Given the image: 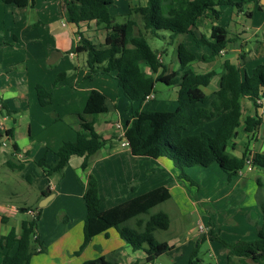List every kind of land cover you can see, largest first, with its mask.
Segmentation results:
<instances>
[{
    "label": "crops",
    "instance_id": "1",
    "mask_svg": "<svg viewBox=\"0 0 264 264\" xmlns=\"http://www.w3.org/2000/svg\"><path fill=\"white\" fill-rule=\"evenodd\" d=\"M180 1L182 0H173L174 4ZM34 2L36 6L37 1L34 0ZM249 2L254 4V8L258 12L264 10V0H245V3H248V5ZM143 4L144 0H125L124 12H129L131 8ZM113 5L112 2V5L109 6L110 14ZM27 7L5 4L0 0V40L4 36H8L10 37L8 42H12L10 45L0 44V164L20 177L18 180L19 186L24 181L28 187L35 185V177L27 173L29 165L31 162H36L44 156H46L48 163L50 155L55 157L56 160L53 152L57 151L64 142L76 139L79 130L78 115L82 114L88 95L92 90L99 91L106 97V102L108 101V104L110 103L116 110L118 120L99 119L100 116L108 115L110 111L98 115H83L87 122L92 123L94 131L106 141L99 151L88 158L87 167H82L84 158L78 156L71 157L60 172L50 177H45L41 170L35 166L37 169L35 176L45 178L46 182L40 183L37 186V196L32 201H30V198H24V196L20 195L19 200H21V203L19 205L13 203L14 199L10 191H5V195L0 200V237L7 235L11 230L19 231L21 223L31 219L32 215L29 212L36 215V209H41L37 236L38 241L46 248V251L33 256L30 264H80V259L87 257L83 259L84 262L85 260L92 261L100 256H104L113 264H161L160 261L163 258L166 259V262L162 263L174 264L176 260L174 251L180 245V241L175 238L169 241L168 235L171 234L170 216L161 207L171 204L173 214H179V221L185 229L186 211H188L186 209H188V206L184 207V204L190 201L191 195L189 194V190L185 187V181L179 179L178 171L171 161L166 158L151 159L131 156L127 148L121 147L120 141H122L121 134L124 132L127 122L132 120L133 114L136 111L145 109L160 112L174 111L177 106L178 87H172V91L170 95H167L164 103H157V106L154 108H148V106L156 102L155 85L151 100H144L141 103H133L129 106L122 100V109L116 108V105L121 102L123 95L117 84H115L116 81L113 77L103 74L89 76L86 68V55L74 52L79 32L84 37L89 38L94 44L103 45L108 35L107 30L95 22L81 23L78 28L67 22H62L61 26H59L56 23V19L61 15L58 8H62V4L58 0H42L40 16L45 22L40 26L43 27V32L47 35V43L38 47V38H34L35 34L38 37V30L30 33L29 39L32 43H26V35L28 33L24 21V10ZM243 7H216L215 10L220 13L218 18L214 17L210 11H205L197 19L195 27L192 30L193 34L197 36L203 35L208 37L211 28L214 26L222 27L227 32L229 42L226 48L212 60H202V56L210 55V50L207 47H196L192 34L179 35L170 44L176 49L175 54L172 53L170 57L171 61L172 56H174V62L171 64V67L168 66L167 68L166 66L169 65L170 61L164 63L167 70L169 69L168 71H174L178 67L176 50L177 45L181 43L187 50L194 53L195 60L191 66L196 73H214V77L208 86L201 87V90L208 96L209 100L217 90L222 66L225 62L234 65L240 64L241 56L246 53V61L241 66L242 70L246 73L250 72L255 65L264 64V19H259L262 20L261 22L257 20L254 23L255 26L251 25V21H253L255 16L254 10H244ZM114 9L116 8L114 7ZM127 14L125 15V20ZM124 19L123 22L125 21ZM123 22L117 23L115 21L117 24ZM36 26L38 27V21ZM166 51L165 49L159 52L162 53V58ZM51 54H53L52 58H50ZM64 54H68L71 59L75 57L77 60V62L69 60L73 63L74 70L77 69L76 72L69 69L71 85L69 87L67 85L64 86V75L63 79L59 81L58 87L53 86L51 89H48L52 92L53 100L51 99L48 105L41 106L38 102L36 87L41 86L45 90V85H47L45 80L47 79L45 75L43 79L39 77L42 70L40 65L47 61L48 64L56 63L63 59ZM82 54L85 56L79 61L78 55ZM98 79H100L99 81L102 86L106 84L109 88L107 86L103 88L99 84H91V82L98 81ZM109 83L110 85H108ZM47 93L50 94L49 92ZM108 96L111 100H109ZM60 98L62 99V103L60 102ZM262 104L263 106L257 111L261 119V125L255 132L249 133L245 131V119L253 117L256 112L251 102L247 99H242L241 123L237 129L236 136L233 138V144L237 148L231 151L234 156L240 157L245 147H248L251 153L264 151V101ZM53 105H55V108H52ZM122 111H125L124 116H128L125 119H123ZM117 125H121L122 128L118 129ZM156 165H158L157 167H159L161 172L155 171ZM211 167H213L212 171L218 173V176H220V173L226 176L216 164H212L207 168L199 167L194 172L202 178L210 171ZM193 168L186 169L191 171L188 172L191 176L193 171L190 169ZM70 171H74L75 176H71L66 180L65 176ZM260 175H264V173L251 168L240 175L231 178L226 177L233 186L230 189L232 191V189L237 190L239 185L245 186L248 182L253 181V179L256 183L258 180L261 182ZM89 176H93L98 183L100 209L102 211L155 188L166 187L170 194L169 199L154 207L150 211V214L164 212L168 215L169 227L164 231L167 234L166 241H158L155 238L156 231L154 232V238L158 242H166L171 246L170 252L159 257L153 263H147L145 261L146 254L143 250L133 251L131 247L119 238L114 229H110L90 241L89 246L93 247L92 254L89 253V246H87V256H74L72 252L78 250L77 248H79L83 241L82 227L86 214L83 190ZM262 184L261 182L260 189H262ZM183 192L188 197H185ZM43 193L46 195H42ZM260 195L264 200V190L260 192ZM195 198L196 200L193 199L191 202L192 206L189 207L190 209L194 207V211L197 213L198 217L195 219L197 225H195V220L191 225L189 224L186 230L185 241L188 243L192 241L196 246L202 235L198 230V226L202 225L206 230L210 228V225H206L203 222L204 215L208 216L207 211H205V208L201 210L196 205H200L205 201L208 202L209 207V204L211 206L212 203L224 197H221L218 191L215 192V197L213 198L206 194L200 195L198 191ZM34 203L36 204L35 207H33ZM54 205H58L55 211L50 208ZM25 208L29 209V211H21V209ZM59 211L61 213H58ZM147 219L148 216L142 215L130 220L128 225L129 227L138 229V221L140 220L144 223ZM207 220V224L212 223L209 217ZM47 221H50L54 227H58L56 231H60L61 233V240L59 239V242H56L52 236L47 234V230L42 229ZM74 223L76 225V235L72 238V234L69 232H71ZM4 253L5 250L0 248V264L2 263ZM10 253L13 254L14 250L10 251ZM246 263H250V261L246 260ZM262 263L264 264V259Z\"/></svg>",
    "mask_w": 264,
    "mask_h": 264
},
{
    "label": "trees",
    "instance_id": "2",
    "mask_svg": "<svg viewBox=\"0 0 264 264\" xmlns=\"http://www.w3.org/2000/svg\"><path fill=\"white\" fill-rule=\"evenodd\" d=\"M2 2L27 7L32 0ZM244 4L245 0H182L175 4L173 0H144L143 5L129 10L123 23L117 24L109 12L112 0H62L63 17L67 23L78 28L81 23L95 22L107 30L108 35L103 45H96L81 32L78 33L74 52L86 55L89 76H112L130 104L143 102L146 96L154 92L156 83L178 87L174 111L139 110L127 122L123 136L131 156L166 158L177 169L179 179L186 181H190L185 174L188 168H207L216 164L231 178L243 171L248 160L253 169L264 173V151L251 153L245 149L240 157L231 153L234 149L233 138L241 123L242 99L251 102L256 112L253 117L245 119V131L255 132L261 125L257 111L264 101V64L255 65L246 73L241 67L246 61L244 52L240 64L225 62L217 90L209 100L201 87L208 86L214 73H196L191 66L195 60L194 53L183 44H178V67L174 71H168L158 58L162 53L151 50L146 40L147 36L164 40L165 36L161 33L166 32L167 43L171 44L179 35L192 34L196 47L209 48L210 55L202 56V60L210 61L226 48L229 42L227 32L222 27L214 26L208 37L197 36L192 31L197 19L205 11H210L218 18L220 13L215 10L216 7L241 8ZM63 77L61 74L56 81ZM36 94L41 106L50 103V94L41 86L36 87ZM106 100L99 91L92 90L89 93L83 112L78 115L79 130L76 139L64 142L53 152L56 156L54 163H47L46 156L35 163L45 177L60 172L73 156L83 157L82 167H87L88 158L105 145L106 141L94 131L92 123L87 122L83 115L106 113L109 110ZM218 116H222V122L215 131L192 136L184 134L188 127H197L202 121H210ZM17 168L21 170L19 166ZM257 185L259 189L255 197L260 220L257 240L227 245L213 233V224L210 223V228L200 236L187 264H203L198 256L199 246L207 240L223 244L227 250L226 264H234V260L240 264H263L264 200L259 193V180ZM169 197L168 189L161 186L102 211L98 183L93 176H89L83 190L86 208L82 227L83 241L74 255H79L94 237L114 229L126 245L133 251L143 250L146 254L145 261L153 263L172 249L166 242H158L154 238L155 231L168 229V215L164 212L150 214L154 207ZM21 211L27 212L29 209ZM36 211L37 214L32 215L30 220L21 223L19 231L11 230L0 237V248L5 250L1 264H30L33 256L46 251L37 236L41 209ZM142 215L148 216V219L144 223L139 220L138 229L129 227L130 220ZM12 250L13 254L10 253ZM246 260L250 263H246ZM83 264L113 263L101 256Z\"/></svg>",
    "mask_w": 264,
    "mask_h": 264
},
{
    "label": "rangeland",
    "instance_id": "3",
    "mask_svg": "<svg viewBox=\"0 0 264 264\" xmlns=\"http://www.w3.org/2000/svg\"><path fill=\"white\" fill-rule=\"evenodd\" d=\"M37 1V5L35 6V2L33 0V3H31L30 6H28L24 11V21L26 24V31H27V35H26V43H32L29 39L30 37V33L37 31L38 30V37H36V34L34 35V38H38V47L42 46L43 44L47 43V35L45 34V32H43V27H41L40 25H42V23H44L45 21L41 18L40 13H41V1L42 0H36ZM58 2L60 4H62V0H58ZM113 2V8L111 9V14L114 18V20L117 23L123 22V19L125 18V15L128 12H124V5H125V0H112ZM128 3L130 4V2L128 1ZM131 5V4H130ZM114 7L116 9H114ZM63 8V6H62ZM62 8L59 7L58 11L60 10L61 15L59 16L58 19H56V23L57 25L61 26V23L66 22L64 17H63V12H62ZM244 10L246 9H252L254 10V18L253 21H251V25H254V23H256L257 20L259 19H264V10L261 12H258L256 8H254V4L252 2L244 4ZM38 14V16H37ZM262 19V20H263ZM125 20V19H124ZM262 20H259L258 22H261ZM38 21V27L36 26V23ZM139 24H140V20H138ZM34 26V28H33ZM162 35L165 36V39H158V38H152L150 36L146 37V40L151 48V50L156 51V52H161V50H167L165 52V54L162 56H160L161 58V62L164 63H168L170 61V57L172 55V53L175 54V47H172L170 44L167 43L168 38H167V33L166 32H162ZM8 36H4V38H2V40H0V44H6V45H10L12 44V42H8L9 41ZM41 44V45H39ZM206 50H208L206 48ZM168 52V53H167ZM84 54L82 55H78V59L79 61L82 60V58H84ZM53 57V54L50 55V58ZM69 60H72L73 62H77V60L75 59H71L68 54H64L63 55V59L59 60L56 63L53 64H48V61L45 62L44 64H39L42 67L41 70V75H39V77L41 79H43L44 75L45 78L47 80H45V83L47 85H45V91L50 93V97L52 98V92L51 89L53 86L58 87V84L60 83L59 81H56V77L59 74H63L65 75L64 77V81L63 84L64 86L67 85L68 87L71 85L70 81H71V76H70V72L69 69L74 70L73 68V63ZM86 60V58H85ZM62 62V63H61ZM174 62V56H172V60L170 61V63H168L169 65H166L167 68L168 66L171 67V64H173ZM83 68V67H81ZM145 69V68H144ZM147 70V69H146ZM169 70V69H168ZM75 72L77 71V69L74 70ZM249 73V72H247ZM100 79H98V81H93L91 82V84H99L101 85ZM47 81V82H46ZM95 82V83H94ZM116 84V83H115ZM110 85V83L108 84ZM107 85L104 84V86L101 85V87H106ZM109 88V86H107ZM155 88H156V92H155V101L152 105H149L148 108H154L157 106V103L159 104L160 102L164 103L165 98H167V95H170V92L172 91V87H167L166 85H163L161 83H156L155 84ZM111 93V92H110ZM109 100H111V98L108 96ZM122 100L123 102H126V104L129 106L130 103L122 96L121 102H119L116 105V108H120L122 109L123 105H122ZM60 102L62 103V99L60 98ZM108 104V101H107ZM110 113L108 115H104V116H100V120L103 119H109L111 121H117V114H116V110L113 108V106L109 103L108 104ZM52 108H55V105H53ZM134 108V106H133ZM136 108V107H135ZM165 109H169V108H165ZM130 110V109H129ZM125 111H122V116L123 119H125V117H128L127 115L124 116ZM97 120V119H96ZM222 122V116H218L216 118H214L213 120L210 121H204L201 123V125L197 126V127H188L187 130L185 131V135L186 136H192V135H200L201 133H211V131H215L217 129V127L219 126V124ZM123 142L120 141V143ZM119 143V144H120ZM123 148V147H122ZM234 148H237L236 146H234ZM249 150L248 147L244 148V151ZM243 151V152H244ZM251 152V151H250ZM41 159V158H40ZM39 159V160H40ZM37 160V161H39ZM36 161V162H37ZM48 161L49 163H54L55 161V157H52V155H50V157H48ZM165 162H167L166 160H164ZM35 161L29 165V168L27 170V173L30 174L31 176L35 177L34 181H35V185H33L32 187H28V185L24 182L18 183V180L20 179V177H18V175H16V173L8 170L6 167L2 166L0 164V200L2 199L4 192H9L13 195V199H14V204L19 205L21 203V200H19L20 195L24 196V198H30V201H32L36 196H37V186L40 183H45L46 179L44 178H40L38 176H35L36 174V168H35ZM48 163V162H47ZM158 165L155 166V171L156 172H161L159 170V167H157ZM157 167V169H156ZM212 168H210V171L205 175V177L199 176L197 173L195 174V170H198L199 167H194L192 170V176L188 174V171H185V174L188 176L190 181H186L184 179L185 182V187H187V190H189V194L191 195V197L189 198L190 201L185 202L184 207L188 206V211H186V223H185V229L183 228L182 224L179 221V214L175 215L172 212V205H165V207H161V209H164L165 211L168 212L169 216H170V232L171 234L168 235L169 241H172L174 238L177 239L178 241H180V245L178 246V248L175 249L174 251V255L176 257L175 263L174 264H187L189 257L192 253V251L194 250L195 243H193L191 241V243L185 241V237H186V230L187 227L189 226V224L191 225L192 222L197 219V213L194 211V207L193 209H190L189 206L191 205V202L193 201V199L196 200L195 195L198 194V191L200 192V195L202 194H206L209 197H215V192L218 191V194L221 197H224L222 199H219L217 202L212 203V207L209 204L208 207V202H203L200 205H196L198 208H200L201 210L207 211V215H204L203 218V222L206 225L208 223V217L211 219V222L213 224V233L215 235H217L220 240H222L225 244L227 245H231L234 244L235 242L238 241H242V242H253L257 240V227L260 224V220H259V207L257 205L256 202V195L258 193V185L256 183V181L253 179V181L248 182V184H246L245 186L242 187V185L238 186L237 190H230L233 186L231 185V183H229V181L227 180V177L223 174L220 173V176H218V173H215L214 171H212ZM195 171V172H194ZM247 172V167H245L243 169V171L241 173H245ZM71 176H75L74 171H70L67 173L66 180L71 177ZM261 177V182L262 184V189L259 190V193L262 192V190H264V175H260ZM157 180V177H156ZM252 180V179H251ZM156 182V181H155ZM192 182V183H191ZM26 188H29L26 190ZM229 191V192H228ZM231 192H233L231 194ZM227 194V195H226ZM183 195L185 197H188L184 194ZM238 195V196H237ZM11 198V196H9ZM188 204V205H187ZM36 204H33V207H35ZM58 205H54L52 207H50L52 210L55 211V209L57 208ZM160 209V210H161ZM204 211V212H205ZM58 213H61L60 211ZM63 213V212H62ZM70 213V212H68ZM54 214V213H52ZM196 220H195V225L196 224ZM205 225V226H206ZM42 229L47 230L46 233L49 234L50 236H52V238H54L56 240V242H59L61 239V233L60 231H56V229H58V227H54L52 225V223L50 221H47ZM207 232V230H206ZM205 232V233H206ZM72 238L75 237L76 235V225L75 223L73 224V228L71 229V232H69ZM195 233V230H194ZM205 233H201V234H205ZM44 235V234H43ZM158 241L162 240V241H166L167 239V234L164 231H156V237H155ZM60 239V240H59ZM210 242V243H209ZM209 242H204L199 246V258L202 261L203 264H226V248L223 246V244L216 242V241H209ZM176 245L177 242H175ZM89 246V244L87 245ZM86 246V248H87ZM86 248L84 250H82L80 252L79 255H74L75 252H77L78 250H74L72 253L74 256H87L88 252H86ZM78 249V248H77ZM93 247L91 248L89 246V253H93ZM101 257V256H100ZM104 257V256H103ZM83 258V257H82ZM87 257L83 258L86 259ZM83 259H80V264H83L84 261ZM96 259V258H95ZM77 260V259H75ZM162 261H160L161 264H164L162 262H166V259L163 258L161 259ZM91 260H85V262H88ZM234 264H240L239 262H237L236 260H234Z\"/></svg>",
    "mask_w": 264,
    "mask_h": 264
},
{
    "label": "built area",
    "instance_id": "4",
    "mask_svg": "<svg viewBox=\"0 0 264 264\" xmlns=\"http://www.w3.org/2000/svg\"><path fill=\"white\" fill-rule=\"evenodd\" d=\"M158 58H159V60L161 61V58H160V55H158ZM153 98V96H152V94H150V95H148V96H146L145 97V101H149V100H151ZM117 128L118 129H121L122 127H121V125H117ZM124 132L121 134V136H122V140H123V142H121V147H123V148H127L128 149V144H127V142H126V140L124 139ZM246 167H247V169L248 170H250L252 167H251V162H250V160H248L247 162H246ZM241 173H239L238 175H240ZM29 214H31V215H33V213L32 212H29ZM198 230H199V232L200 233H205L206 232V229L202 226V225H199L198 226Z\"/></svg>",
    "mask_w": 264,
    "mask_h": 264
}]
</instances>
